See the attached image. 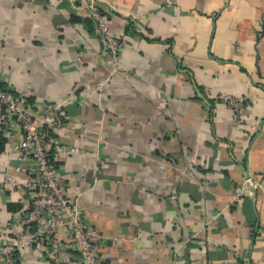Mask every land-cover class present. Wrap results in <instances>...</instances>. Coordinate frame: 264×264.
<instances>
[{
  "label": "crops",
  "instance_id": "crops-1",
  "mask_svg": "<svg viewBox=\"0 0 264 264\" xmlns=\"http://www.w3.org/2000/svg\"><path fill=\"white\" fill-rule=\"evenodd\" d=\"M92 1L124 39L118 72ZM1 84L39 115L62 104L50 158L104 264H264V0H0ZM13 143L0 177L27 163ZM28 201L0 192V243Z\"/></svg>",
  "mask_w": 264,
  "mask_h": 264
},
{
  "label": "built area",
  "instance_id": "built-area-1",
  "mask_svg": "<svg viewBox=\"0 0 264 264\" xmlns=\"http://www.w3.org/2000/svg\"><path fill=\"white\" fill-rule=\"evenodd\" d=\"M88 8L104 48L113 58V72H118L124 39L110 29L95 2H90ZM82 92L72 94L66 101L78 99ZM220 98L234 109L238 118L241 116V99ZM61 105L51 106L44 115H39L20 95L0 86V142L5 138L13 140L9 158L27 161L26 165L7 167L0 177V192L20 186L29 200L23 212L14 214V224L11 223L12 231L23 228L27 231L4 238L0 243L3 264H23L22 254L27 248L44 252L58 264H104L97 255L103 236L85 222L78 198L67 194L65 181L50 158L57 145L52 133L66 129V122L58 111ZM95 138L97 149L109 144L101 132ZM72 150L74 147L68 144L62 147L63 153ZM96 169L99 172L101 166ZM21 175L25 178L19 181ZM5 236V227L0 224V238Z\"/></svg>",
  "mask_w": 264,
  "mask_h": 264
},
{
  "label": "trees",
  "instance_id": "trees-1",
  "mask_svg": "<svg viewBox=\"0 0 264 264\" xmlns=\"http://www.w3.org/2000/svg\"><path fill=\"white\" fill-rule=\"evenodd\" d=\"M0 86L3 87V88H6L3 84H1ZM52 134L54 136H56L55 133H52ZM6 142H7L6 138L1 140V142H0V151L1 152L6 149ZM16 207L17 206H15L13 204H8V210H10V211H16V210H18L19 207L18 208H16Z\"/></svg>",
  "mask_w": 264,
  "mask_h": 264
}]
</instances>
